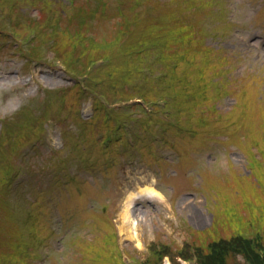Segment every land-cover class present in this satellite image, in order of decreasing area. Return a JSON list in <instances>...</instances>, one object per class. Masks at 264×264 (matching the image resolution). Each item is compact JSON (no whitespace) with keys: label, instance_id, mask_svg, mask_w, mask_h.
<instances>
[{"label":"rangeland","instance_id":"374dc122","mask_svg":"<svg viewBox=\"0 0 264 264\" xmlns=\"http://www.w3.org/2000/svg\"><path fill=\"white\" fill-rule=\"evenodd\" d=\"M8 1L0 0V15L12 19L21 18L19 15L22 9L18 8L20 13L13 11ZM95 1L93 5L89 0H44V3H38V6L59 3L61 9L58 11L51 8L43 12L34 21V29L26 32L24 44L33 46L36 43L37 48L41 49L45 45L43 38L52 42L54 37L61 40L69 37L66 39L67 42L71 41L68 52L77 49L88 51L92 48L93 40L98 39L91 37L88 31L95 35L99 28V35L102 36L100 42L106 43L103 38L110 36L118 47H122L128 37L125 34L127 32L124 33L128 19L122 8L124 12H129L128 7L122 6L124 1L120 0L116 5L119 9L114 12L108 8L112 0ZM167 1L162 0V3L167 5L169 13L171 8L178 16V19L172 21V27L171 24L166 25L168 32L171 29L177 40L181 36L182 44L193 40L204 47L207 42L210 45L207 46L219 51L217 54L213 50L199 51L190 47L186 53L193 63L188 77L189 108L200 113L203 118L197 133L198 139L182 141L176 137L174 140L177 145L171 146V142L165 144L161 141L157 148L151 142L150 151L149 143L148 147L143 146L147 126L139 129L142 116L137 111H133L129 117L138 119L137 127L131 125V129L122 134V140L120 132L114 134L109 127L112 123L116 124L118 115L113 120L105 119L97 111L95 117L90 118L81 129V121L72 118L71 113L68 114L69 110L64 107L59 96L65 98L68 95L78 101L80 119H87L96 109V98L92 93L82 95L85 93H81L77 85L78 77L75 78L81 71L70 67L64 54L57 55L61 58L60 64L53 59L50 61L51 54L46 53V63L43 61L38 66L31 63L29 65L34 67L24 70L27 66L24 57L29 56V53L28 47L20 44L23 41L21 35L20 42L13 41L20 51L14 53L12 49H0V78L10 75L7 80L0 79V119L7 116L14 118L13 121L4 118L0 124V135H7L13 124L41 125V121L47 118L48 122L54 123L48 127L46 122L43 144L30 142L31 134L24 128L8 138L17 143L20 138L22 142L19 144L21 150L17 162L22 182L19 189L25 200L17 201L15 207L0 203V216L4 220H0V264H43L41 258L44 257V247L40 240L34 239L30 224L47 239L44 240L50 254L47 264H119L123 260L126 264H144L148 261L156 262L157 258L152 254L162 252L159 261L162 264H182L181 259H178L180 251L188 256L197 253L206 255L207 263L212 261L218 264L216 256H221L225 264H246L245 261H250L252 253L241 252L239 243L245 237L264 241V90L262 98H259L260 90H257L254 82L259 80L255 79L256 74L264 78V0H235V11L238 13L231 19L220 17L219 20L228 29L233 30L235 27L237 30L231 34V30H228L214 40L207 37L198 18L193 20V15L198 16L197 13L201 12L199 16L204 17L202 13H206L218 26L210 8H202L210 7V1L220 4L225 0L203 1L201 8L197 7V0ZM25 4V7L33 6L30 2ZM132 5L135 7V2ZM139 5L138 15L144 18L141 12L146 5ZM175 5L178 7H172ZM15 7L12 6L13 9ZM256 12L258 16H255ZM35 13L32 9L31 16ZM137 20L131 22L130 19V31L134 30L137 23L142 27ZM91 21L94 24L92 26ZM9 22V19H0V30L8 31L6 25ZM24 23L32 25L29 19H25ZM212 25L208 21L205 24L210 33H213ZM44 30L51 32L45 34ZM11 34L8 31L7 35H0V40H9L14 48L9 38ZM136 34V31L133 32L134 36ZM168 39L172 49L178 46L176 39ZM109 56L115 58V61L93 73L94 82L102 80L105 91H108L109 85L104 80L114 79L119 83V88L129 94L134 93V87L142 84L144 95L154 94L153 82H145L143 75L138 76L134 66L137 61H133V64L118 59L122 56L117 50ZM145 65L152 69V80L156 74L162 77L167 72L160 62H156L153 67L150 54L144 57L142 66ZM34 76H38L39 80H35ZM212 77L222 81L225 90L218 107L221 113L218 116L211 114L210 119L206 120L210 114L211 101L198 94L210 90L209 80ZM239 78H243L241 83L238 82ZM89 85L93 91L102 93L95 83ZM165 85L164 82L161 87L163 92L169 83ZM261 85H264V79L260 89ZM44 89L50 93L46 95ZM109 99L112 100L111 97ZM236 100L238 104L228 111ZM43 104L51 105L45 117L40 116L45 111ZM68 106L74 110L75 102ZM55 107H63V112L60 109L54 110ZM24 108L26 112H23ZM58 114L63 120H59ZM120 119L127 122V118ZM151 124L156 129V119ZM133 133L139 138L134 140L132 148L123 147V138L127 142L130 136L134 138ZM20 134L29 137L24 139L19 137ZM105 138L116 139L114 144L108 146L109 155H104L111 160L91 156L94 150L102 149H92V141L97 143V147L101 146ZM166 138H169V134H166ZM87 142L90 144L88 147ZM60 149L63 151L57 152ZM70 150V156L65 159V168H49L51 163L59 161ZM201 162L207 163L202 165ZM107 163L111 165L103 166ZM208 163L214 165L207 168ZM56 171L60 176L65 174L70 179L63 184L57 183L54 176ZM145 185L158 190L161 198L138 194ZM4 189L0 184V192ZM9 191L12 192L11 187ZM6 200L14 201L12 196ZM98 200H102L100 204ZM19 208H25L34 215L32 222L28 220L25 224L24 216L21 219L16 211ZM125 210L132 215L131 219L138 222L137 225L133 224L134 229H131L130 223L123 225L121 221ZM22 222L25 227L19 230L18 226L21 228ZM256 234L258 236L254 237ZM188 248L192 252H188Z\"/></svg>","mask_w":264,"mask_h":264},{"label":"bare ground","instance_id":"6f19581e","mask_svg":"<svg viewBox=\"0 0 264 264\" xmlns=\"http://www.w3.org/2000/svg\"><path fill=\"white\" fill-rule=\"evenodd\" d=\"M10 78V75H3L0 79L1 80H7ZM138 194L142 195V196H146V197H149V198H161V194L156 190L154 189L153 187L151 186H144V187H141ZM121 218L124 220L121 219L123 225H126L127 223H130L131 225V229H134L133 228V224L134 225H137V221L136 219H131L132 218V215L130 214V212L128 210H125L121 216ZM129 232V231H128Z\"/></svg>","mask_w":264,"mask_h":264},{"label":"trees","instance_id":"16d2710c","mask_svg":"<svg viewBox=\"0 0 264 264\" xmlns=\"http://www.w3.org/2000/svg\"><path fill=\"white\" fill-rule=\"evenodd\" d=\"M239 245H240V243H239ZM240 247H241V245H240ZM245 249L246 250H251V248H249V246H247V245H245ZM241 252H246L247 254L250 253V252H247V251H242V248H241ZM254 258H256V255H254ZM216 260L218 261V264H225V260L221 256H216ZM262 264H264V262Z\"/></svg>","mask_w":264,"mask_h":264}]
</instances>
